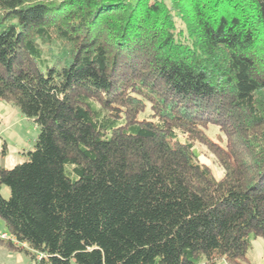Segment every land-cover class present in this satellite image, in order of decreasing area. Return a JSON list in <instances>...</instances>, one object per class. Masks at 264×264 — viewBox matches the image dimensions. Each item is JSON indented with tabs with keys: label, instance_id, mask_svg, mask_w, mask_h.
<instances>
[{
	"label": "trees",
	"instance_id": "1",
	"mask_svg": "<svg viewBox=\"0 0 264 264\" xmlns=\"http://www.w3.org/2000/svg\"><path fill=\"white\" fill-rule=\"evenodd\" d=\"M0 99L38 129L0 166V241L35 264H243L264 240V0H0Z\"/></svg>",
	"mask_w": 264,
	"mask_h": 264
},
{
	"label": "rangeland",
	"instance_id": "2",
	"mask_svg": "<svg viewBox=\"0 0 264 264\" xmlns=\"http://www.w3.org/2000/svg\"><path fill=\"white\" fill-rule=\"evenodd\" d=\"M169 1V0H165ZM177 19V17H175ZM32 118L26 117L15 105L0 99V166L10 168L27 159L26 152L32 149L36 140L38 129ZM206 132L213 139L221 135L214 125H209ZM224 137L223 135H221ZM200 161L209 165L216 176H220L222 170L216 157L204 146L197 144ZM4 147V152L2 148ZM0 192L7 197L9 189L0 184ZM0 230L7 231L3 219L0 217ZM7 233H9L7 231ZM8 239V238H7ZM13 242L16 240L9 238ZM0 264H35L23 250L7 246L0 241ZM72 264H76L72 262ZM204 264V263H201ZM215 264H227L219 259ZM243 264H264V240L257 236L252 240V248L247 253V261Z\"/></svg>",
	"mask_w": 264,
	"mask_h": 264
},
{
	"label": "built area",
	"instance_id": "3",
	"mask_svg": "<svg viewBox=\"0 0 264 264\" xmlns=\"http://www.w3.org/2000/svg\"><path fill=\"white\" fill-rule=\"evenodd\" d=\"M7 238H12L15 240L13 236H11L7 231L0 230V239H7Z\"/></svg>",
	"mask_w": 264,
	"mask_h": 264
}]
</instances>
